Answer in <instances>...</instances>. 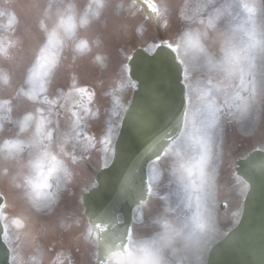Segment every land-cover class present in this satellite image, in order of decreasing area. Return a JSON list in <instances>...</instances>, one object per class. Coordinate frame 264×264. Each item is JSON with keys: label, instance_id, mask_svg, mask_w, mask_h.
<instances>
[{"label": "snow or ice", "instance_id": "obj_1", "mask_svg": "<svg viewBox=\"0 0 264 264\" xmlns=\"http://www.w3.org/2000/svg\"><path fill=\"white\" fill-rule=\"evenodd\" d=\"M136 4L138 10L146 13L147 19L162 24L165 28L168 27L169 9L164 4V0H136ZM212 5L213 0H206L205 3L197 6L195 15L182 13L185 20L198 22L201 31L196 33L186 31L179 42L172 40L163 45L153 43L151 46L155 50H159L161 47L170 50L172 59L181 66L186 83L189 80V73L194 68L190 63V58L201 60L200 68L204 70L206 77L204 87L199 90L202 104L198 114L199 119L193 118L190 127L188 114L185 113L183 128L167 146L160 144L159 141H154L149 147V151L155 158L149 165L146 192L143 184H134L130 179L134 172H130L121 185L122 192H131L135 196L137 201L135 211L141 214L134 216L133 227L126 226L124 230L111 233V242L123 243L126 240V244H124L126 250L134 243L136 234L134 225L137 219H142L143 210L150 203L148 198L156 194L153 180L157 178V169L159 164L164 162V158H172V173L176 176L177 183L182 187L184 193L181 203L176 208L168 207L165 210L175 212L180 209L185 227L191 225L193 232L196 229H203L205 216L207 215V218L211 219L212 211L216 207L217 163L215 161L219 159V153L214 152L213 147L222 132V110L226 109L228 117L251 123H255L257 113L264 117V29L259 32L255 26L252 29H243L246 39L240 38L236 30L229 29L226 34L227 38L218 46L219 55H217L210 51L209 47L211 46L206 47L201 39L202 35L207 37L219 31L217 23L221 15L220 9H215L214 15L209 14L207 20L201 17L202 9ZM35 6V2L28 5L30 8ZM105 7L106 0H90L83 16L77 17L75 6L69 5L64 12L57 15L51 28L42 22L39 24L43 35L36 48L32 64L25 74L26 79L22 81L17 93V95L26 97L28 101L35 102L34 110L29 114H24L22 119L17 121L19 133L23 136L17 135L15 139L4 141L3 148H0V153H6L9 157L17 156L25 150H28L33 157L31 161L33 175L30 183L33 188L32 205L35 208L51 209L57 199L56 192L46 191L53 186L49 182L51 179L55 178V188L59 190L62 182L72 177V172L64 165L63 160L57 159L50 151L53 144L73 164H77L78 160L82 161L84 153L96 144L95 137L84 133L83 117L80 111L71 112V117L74 119L69 117L71 120L70 131H61L58 109L63 107L67 111V107L59 104L55 99H49L48 89L45 85L59 64L60 53L69 42L76 54L84 55L91 52V45L95 41L82 37L78 29L81 27L87 29L91 21L101 17ZM242 7L249 14V19H252V15L257 9L264 12V0H254L252 4L244 3ZM0 17L7 18L6 27L9 30L18 24L16 14L9 13L5 16L3 10H0ZM15 46L16 44L10 39L7 41L0 39V58L12 60L11 50ZM95 59L97 62H103L102 56L97 55ZM125 59H133V57L126 56ZM121 70L127 73L129 68L122 64ZM2 79L6 84L9 83L10 78L7 74ZM237 81H239L238 85ZM128 85L136 87L130 77L123 87ZM72 90L81 96H87L88 103L93 101L95 93L89 89L78 87L74 82ZM73 92L59 94L60 99L65 101L71 99ZM221 98L223 108L220 104ZM114 101L112 115L117 116V109L123 106L120 104L119 97H114ZM9 103V101L3 102L7 105V111L11 110L8 107ZM88 103L81 102L79 108L83 110L84 114L95 117L97 113L88 107ZM53 116L56 117L54 127ZM116 126L109 122L103 139L100 141L105 153L104 167L108 166L109 154L112 152V136ZM3 129L4 123L0 121V132ZM70 142H72L73 148L82 146L83 151L79 158L74 152L65 151V146ZM261 150L264 151V149ZM161 152H163V158L160 155ZM236 179L239 184L243 185L241 193L246 192L247 184L239 177ZM5 211L6 206H0V220L5 222L3 239L9 245L12 253L11 264H17L19 257L16 245L20 241V233L26 228L25 218L23 216L9 218L4 215ZM116 223L123 222L116 218ZM116 223L112 224L113 229H115ZM12 226L17 230L14 233V241L10 236ZM93 226L100 231H108L107 224L94 223ZM166 227L170 226L166 225ZM141 251L145 250L141 249ZM64 260L67 264H72L70 256H64ZM95 261L96 264H103L98 254L95 255ZM117 264H136V259L129 252L127 258H118Z\"/></svg>", "mask_w": 264, "mask_h": 264}, {"label": "rangeland", "instance_id": "obj_2", "mask_svg": "<svg viewBox=\"0 0 264 264\" xmlns=\"http://www.w3.org/2000/svg\"><path fill=\"white\" fill-rule=\"evenodd\" d=\"M183 1L184 0H164V4L169 9L168 27L165 28L162 24L142 16L134 6V3L130 0H106V7L102 11L101 17L91 21L87 29H82L84 32L86 30L88 31L89 36L87 38L90 41H95V43L91 45V52L79 55L73 51L71 46L68 47V45H66L64 50L60 53L59 64L57 68L54 69L52 77L49 78V82L45 85L48 89L49 99H55L59 104L67 107V101L60 99L59 94L72 92V85L75 82L78 87L92 88L95 93L92 110L97 113L95 117L89 115L87 119V131L91 136L96 138V144L90 151L89 158L82 161L78 160L77 164H73L68 159V168L72 172V177L62 182V184L65 183L72 188L68 190L71 191V197L74 202H76V198H80L82 191L87 190L91 185L95 184L96 171L104 167L105 153L103 152V144L100 143V141L103 139L109 122L117 125L112 136V152L109 154L108 163L112 158L114 141L121 124V119L129 104L134 89L131 85L123 87L129 78V71L124 73L121 70L122 64L128 66L129 63V60L125 59V57H129L132 49L136 46L144 45L152 49L151 46L153 43H158L162 38L169 41L174 40L175 37L183 31L181 16ZM33 2H35L36 5L34 8L24 7ZM11 3H13V0H0V10H3L5 16L9 13L16 14L18 19V24L15 25L13 29L9 30L6 27L8 23L7 18L0 17V34H8L6 36V41L10 39L16 44L11 50L12 60L0 58V88L4 91L2 98H4L5 101H10L8 99H12L15 103H22L24 101L29 114L33 112V105L35 102L28 101L23 95H17L18 86L19 82L26 79L25 74L32 64L36 48L40 44L43 33L39 24L42 22L49 28H51V26L48 24L49 17L47 11L41 8L42 0H32L31 2L28 0H15L13 7H7L9 5L12 6ZM85 3L86 0H81L80 8L75 10V12H77V17L80 15L81 7L85 5ZM244 3L250 4V0H239L238 11L232 16V19L237 22L238 36L240 38H246L243 29H252L254 25L257 32L261 31L263 29L262 22L264 21V12H261L259 9L252 15V19H249V14L242 7ZM66 7L68 8V6ZM198 26L199 24L195 23L191 25L192 28H198ZM80 35L85 37L81 32ZM97 55L103 57L102 63L96 61L95 57ZM5 74L10 78L7 84L2 79ZM131 81L135 83L133 80ZM114 97H119L120 104L123 106L117 109V116L112 115V109L115 103ZM1 104L2 101L0 99V106ZM53 107L54 110H56L55 106ZM58 110L60 118L67 116L68 109L65 111V108L61 107ZM52 119L54 127L56 117L53 116ZM14 134L15 126L4 127L3 131L0 132V148H3V144L1 146V143L10 140L14 137ZM251 138L252 136H248L246 133L239 134L238 155H246L247 151L253 145H260V147L264 148L262 139L258 142H254L250 140ZM30 156V152L25 150L17 156H7V159L3 160V163H0V192L6 197L8 206L6 207L4 215L9 218H18L21 213L11 207L12 204L17 203L15 202L17 201L16 194H20L18 197L22 198L19 190H15L10 183V177L16 171L14 167L15 161L20 158L27 159ZM235 157L236 156H233L231 158V162L235 161ZM171 159L172 158H164V162L159 164L157 169L158 176L153 180L157 192L152 196L153 198L150 199V203L153 202L155 198H159V192L163 182L164 185L169 182H177V179H173L174 175L171 170ZM5 168L8 170L6 174H4ZM224 176L225 175H221L220 180H225L222 179ZM232 182L237 183V189L241 196L243 194L241 193L243 185L239 184L237 180H232ZM164 188L166 191L165 186ZM228 192H230V190H228ZM223 193L225 195L227 194L226 189H223ZM66 196L67 193L65 192L62 197L65 198ZM148 207L149 205L144 208L142 219H137L135 223L136 230L140 235L149 233L140 232L146 230V227H148L146 224L150 225L156 218V213H150V207ZM137 215L141 214L136 213V216ZM36 221L37 220L33 221V224ZM41 227L43 226L41 225ZM149 229H151L150 226ZM226 229L227 227H224L223 231H226ZM16 231L14 226L10 228V236L13 241ZM18 244L19 242H17V245ZM44 260L45 264H47L48 259ZM77 262L80 263L79 258ZM73 264H76L75 261ZM85 264H88L87 259Z\"/></svg>", "mask_w": 264, "mask_h": 264}, {"label": "water", "instance_id": "obj_3", "mask_svg": "<svg viewBox=\"0 0 264 264\" xmlns=\"http://www.w3.org/2000/svg\"><path fill=\"white\" fill-rule=\"evenodd\" d=\"M132 57L130 76L137 86L121 123L113 159L97 173L96 186L83 194L90 222L107 224L109 231L132 227L137 201L131 192H122L121 185L134 172L130 179L134 184H143L146 192L148 167L155 158L149 147L154 141L167 146L179 134L187 107L181 66L172 59L170 50L161 47L150 52L140 47ZM237 164L238 174L250 185L243 215L215 245L207 264H264V151L254 150ZM2 202L0 196V206ZM116 218L123 223H116ZM3 228L0 220V264H11Z\"/></svg>", "mask_w": 264, "mask_h": 264}, {"label": "flooded vegetation", "instance_id": "obj_4", "mask_svg": "<svg viewBox=\"0 0 264 264\" xmlns=\"http://www.w3.org/2000/svg\"><path fill=\"white\" fill-rule=\"evenodd\" d=\"M28 1L31 2L32 0ZM79 1L80 0H42L41 8L51 14L49 17V23L54 25L57 15L64 12L66 10V6L69 4L74 5L75 9H79ZM89 1L90 0H88V3ZM205 2L206 0H185V6L187 5V7L184 8V13L186 12L187 15H195V9L197 6ZM238 2L239 0H213V5L211 7L202 9L201 17L207 20L209 14L214 15L215 9H220L221 15L217 23L218 29L236 30L238 34L237 22L232 19V16L238 11ZM88 3L82 6L80 12L81 16H83L84 12L86 11ZM252 3H254V0H250V4ZM24 7L29 8L28 5ZM192 24H194V22L187 21L184 18L183 31L192 29ZM195 24L198 23L196 22ZM198 27H200V25ZM205 77L206 74L204 70L194 67L189 73V80L187 83L184 80L187 95L186 113L188 114L190 127L193 118L199 119L198 114L202 107L199 90L204 87ZM238 84L239 81H237V85ZM189 85H191V87H189ZM220 104L223 108L222 98L220 100ZM10 106V111H7L6 106L0 109V121H3L4 127L15 126L14 135L17 136L20 135V133L18 124L16 122V110H19L20 106L19 104L14 103H11ZM22 109V116L24 114H28V108L26 107L25 103H23ZM221 129V135L213 147V151L219 153V159L215 161L217 163L215 215L221 235L217 239L216 243L238 223L242 214L244 198L241 199L239 195L237 183L232 182V180H237V176L234 175V167L232 166L231 162V158L233 156H236L237 158L239 157L237 153L239 146V134L246 133L248 136H252L250 140L258 142L262 139L264 142V117H261L260 113H257L255 123L240 121L238 119L228 117L226 115L225 109L221 112ZM256 147L257 146L253 147L252 149ZM221 175H225L224 178H222L225 180H220ZM174 177L173 179H177ZM164 186L166 187V191L164 190ZM68 189L72 188L67 186L65 183L61 185L57 192L55 209L51 214H38L33 212L26 201L23 198L18 197L20 194H16L17 201L15 202L17 203L12 204L11 207L16 211L21 212L18 217L30 215L32 216L33 221L37 220L34 223V226L35 229L39 230L37 233V243L44 252L42 264H45L44 259H48L47 264H67V262L64 260V256H70L72 259V264L74 261L77 264L78 258L80 259V263L78 264H85L86 259L88 264H96L94 249L85 244L83 240L80 239L81 233L85 232L88 227L93 225L90 224L88 218L85 216L82 196L80 198H76V202H74L73 198L71 197L72 193H70L71 191ZM223 189H226V195L223 193ZM228 190H230V192H228ZM65 192L67 193V196L64 198L62 195H64ZM155 192H157L156 187ZM159 193V198H155V200L149 204L150 213H156L155 217L165 208H176V206L181 203V200L184 196L183 189L177 182H169L165 183V185L163 182ZM152 198L153 197H150L149 199ZM174 213L177 215V217L182 218L180 209H177ZM61 218H66L69 220V222L78 220L80 223L67 230L61 229L59 227V221ZM41 225L43 227H41ZM146 225H148L146 230H143L142 232L139 231L140 233L149 232L142 234L143 236H149L151 234L149 224ZM224 227H227L226 231H223ZM135 231L138 234L136 227ZM24 254L27 257L32 255L33 251L30 247L25 246ZM207 258L208 255L205 257V263Z\"/></svg>", "mask_w": 264, "mask_h": 264}, {"label": "clouds", "instance_id": "obj_5", "mask_svg": "<svg viewBox=\"0 0 264 264\" xmlns=\"http://www.w3.org/2000/svg\"><path fill=\"white\" fill-rule=\"evenodd\" d=\"M186 31L196 33L201 31V29L198 27L182 31L174 40L179 42ZM227 31V29L219 30L207 37L202 35L201 39L206 47L211 46L209 47L210 51L219 55L218 46L227 38ZM67 45L72 47L71 42ZM190 63L194 67L200 68L201 60L199 58H190ZM50 151L57 159L63 160L66 167H69L68 158L60 153L59 148L55 144H53ZM5 159H7V154H0V163H3ZM32 159L33 157L30 156L27 159L20 158L15 161L14 167L16 171L10 177V183L15 189L19 190L22 198L33 212L51 214L55 209L56 200L51 209H38L32 205L33 188L30 183L33 175ZM7 171V168H5L4 174ZM49 182L53 186L46 190L57 193L55 178ZM23 217L25 218L26 228L20 233V241L17 245L19 257L17 264H42L44 252L37 243L39 230L35 229L32 216L23 215ZM79 223L80 221L78 220L69 222L68 219L61 218L59 227L67 230ZM203 223V229H196L193 232L191 225L185 227L182 218L177 217L174 212L163 209L149 225L151 234L143 236L136 233L134 243L127 250L124 247L126 240L123 243L119 241L111 242L112 231H109L108 226L107 232L100 231L95 226L88 227L85 232L81 233L80 239L94 249V256L98 254L103 264H117L118 258H127L129 252L135 257L136 264H205V257L221 235L215 209L212 211L211 219H208L206 215ZM166 225L170 227H166ZM97 237H99V240H97ZM25 246L32 249V255L25 256ZM141 249L145 251H141Z\"/></svg>", "mask_w": 264, "mask_h": 264}, {"label": "trees", "instance_id": "obj_6", "mask_svg": "<svg viewBox=\"0 0 264 264\" xmlns=\"http://www.w3.org/2000/svg\"><path fill=\"white\" fill-rule=\"evenodd\" d=\"M88 89H89V88H88ZM89 90L92 91L91 89H89ZM81 102L88 103V101H87V96H81V95H79V94L77 93L76 95H73V96L71 97V99H70L71 108H70V114H69V117H71V112H73V111H80V113H81V115H82V117H83L82 127H83V130H84V133H85L86 135H88V133H87L86 130H85V125H86L85 120H86V117H87L88 114H84V113H83V110L79 108V104H80ZM91 103H92V102H91ZM91 103H88V107H89L90 109H91ZM71 119H74V117H71ZM70 124H71V121L68 122V123H66V124L64 123L63 126H62L61 131H62V132H63V131H70ZM66 125H69V127H66ZM76 143H78V142H76ZM91 148H92V147H90V148L88 149V151H87L86 153H84V159L88 157V153H89V150H90ZM75 150L78 151V156H77V157L79 158L81 152L83 151L82 146H77L76 148H73V146H72V142H70L69 145H66V146H65V151H75Z\"/></svg>", "mask_w": 264, "mask_h": 264}]
</instances>
